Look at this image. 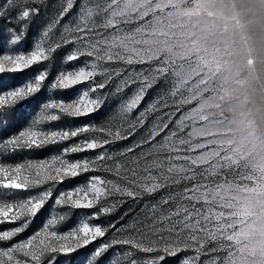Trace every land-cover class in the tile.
Masks as SVG:
<instances>
[{
  "label": "rangeland",
  "instance_id": "1",
  "mask_svg": "<svg viewBox=\"0 0 264 264\" xmlns=\"http://www.w3.org/2000/svg\"><path fill=\"white\" fill-rule=\"evenodd\" d=\"M54 4L48 0L27 27L21 25L24 39L0 54L33 50ZM7 8V0H0V9ZM61 24L69 26L87 55L65 63L69 44L50 61L0 74V90L24 86L47 71L40 92L22 109L34 118L49 100L71 102L86 90L87 84L52 89L60 71L90 70L95 64L111 80L105 91L119 86L121 92L96 113L61 115L44 127H99L123 103L135 100L137 106L128 114L135 125L128 138L110 146L117 154L111 161L113 176L90 172L66 180L54 194L85 185L92 175L113 179L109 202L118 207L91 223L123 226L118 239L130 246L128 264H264V0H74ZM15 26L11 16L0 18V33L7 35L6 29ZM23 126L21 121L9 132ZM82 138L21 151L9 162L51 158ZM40 190L7 192L6 198L25 199ZM52 208L50 201L14 240L40 227L55 214ZM60 211L68 217L58 226L64 233L94 210ZM15 226L0 225V230ZM117 235L109 231L72 254L71 264H80L98 244ZM110 258L112 252L98 264Z\"/></svg>",
  "mask_w": 264,
  "mask_h": 264
},
{
  "label": "snow or ice",
  "instance_id": "2",
  "mask_svg": "<svg viewBox=\"0 0 264 264\" xmlns=\"http://www.w3.org/2000/svg\"><path fill=\"white\" fill-rule=\"evenodd\" d=\"M7 5V10L0 9V18L11 16L16 26L7 28V35L0 33V50L24 39L21 25L27 27L39 15L41 7H48V0H7ZM73 6L74 0H55V10L47 17L46 26L33 50L27 54H0V74L23 72L36 64L50 61L53 54L69 44L72 50L64 57L65 63L85 57L87 54L73 39L74 33L69 26L61 24ZM47 79L48 72L41 71L33 82L6 92L0 90V190H4V197H0V225H17L0 230V264H63L65 259L71 264L72 254H78L98 239L106 238L109 231L118 235L98 244L80 264H98L109 252H112V258L108 264H128L130 246L126 241L118 239L123 226L117 228L115 222L108 227L91 223L100 219L101 214H114L118 207L116 203L109 202L115 194L113 179L92 175L85 185L54 193L57 186L66 180L90 172L104 171L113 176L111 161L117 154L111 151L110 146L128 138L135 127L128 114L137 106L136 101L123 103L103 126L84 125L71 130H51L44 125L60 120L61 115L86 117L98 112L106 101L121 92V88L118 86L114 91L106 92L111 80L106 74L98 72L95 64L90 65V70L82 66L60 71L51 83L52 89L64 90L87 84L86 90L71 102L49 100L33 118V113H24L22 109L29 97L40 92ZM21 121L26 126L9 132ZM77 137L83 138L51 158L9 162L21 151L40 150ZM90 151L96 152L94 158H68L72 154ZM33 189L41 190L25 199L6 198L7 192H31ZM50 201L53 202L52 211L55 214L41 221V226L24 239L14 240L39 219ZM61 209L94 211L80 221L78 226L61 233L58 226L68 218ZM114 248L119 250V255L113 251Z\"/></svg>",
  "mask_w": 264,
  "mask_h": 264
}]
</instances>
